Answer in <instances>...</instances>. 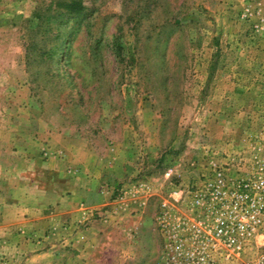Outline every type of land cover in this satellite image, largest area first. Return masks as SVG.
<instances>
[{
	"label": "rangeland",
	"instance_id": "rangeland-1",
	"mask_svg": "<svg viewBox=\"0 0 264 264\" xmlns=\"http://www.w3.org/2000/svg\"><path fill=\"white\" fill-rule=\"evenodd\" d=\"M67 2L0 0V264L38 250L26 241L43 240L44 214L82 230L94 209L69 211L105 196L133 208L130 233L120 221L81 250L66 241L63 259L181 264L190 193L264 161V0H74L84 10L52 20L27 64L30 15Z\"/></svg>",
	"mask_w": 264,
	"mask_h": 264
},
{
	"label": "built area",
	"instance_id": "built-area-1",
	"mask_svg": "<svg viewBox=\"0 0 264 264\" xmlns=\"http://www.w3.org/2000/svg\"><path fill=\"white\" fill-rule=\"evenodd\" d=\"M187 201L196 217L185 220L181 264H264V161L243 177L217 170Z\"/></svg>",
	"mask_w": 264,
	"mask_h": 264
},
{
	"label": "crops",
	"instance_id": "crops-1",
	"mask_svg": "<svg viewBox=\"0 0 264 264\" xmlns=\"http://www.w3.org/2000/svg\"><path fill=\"white\" fill-rule=\"evenodd\" d=\"M89 184L85 185V187L83 186L84 189H88V192L91 191ZM101 192L103 194H108L107 192L101 190ZM109 198H111L109 196ZM109 198H106V196L103 198V200L99 203H93V204H88L86 203V207L83 206V204L80 205V207H76L74 210L69 211L72 215H75V218L77 217V219L83 218L84 214L87 216V211H91L92 209H94V215L96 216V218L90 220L87 224L88 226L85 229L82 230H55L53 231V229H56L55 227L52 226V222H51V218L54 214H52V216L49 215H45L44 214V218L42 217V219L47 222L46 224H48V230L44 229L46 231L45 236H43V240L40 241H36L34 243H30L28 240L26 242H28V245L32 246H37L38 250L34 251V253L30 254L29 258L26 259V261L24 262V264H88V260H81L80 258L82 256L75 255L73 254L72 259L70 257H68L66 260L62 258V256L59 254V247L62 246L61 243H69L66 241H70V246H72L73 248H78L81 250V246L85 243L87 244V239H95V236L97 234L100 233L101 230L109 227L110 225L112 226L113 224H116L120 221H124L126 219L124 218H128V214L133 211V208H130L128 205V202H125L123 200L117 201V200H109ZM127 199V198H126ZM145 203V202H144ZM139 204L141 205V202H139ZM138 204V205H139ZM105 207V208H104ZM104 208V209H103ZM130 208V209H129ZM98 209L102 210V211H98ZM140 214L141 211L143 210L142 207H140ZM24 211H29V213H32V211L30 212V210H27V208L24 209ZM25 212V213H26ZM39 213V212H36ZM63 213V212H61ZM65 213V211H64ZM59 213H55L56 216H58ZM89 214V213H88ZM103 214V215H102ZM101 216V217H100ZM49 220H45V218H48ZM116 218V222H112L113 219ZM28 222V219L24 220ZM30 221V219H29ZM30 223V222H29ZM12 226L16 227V224L14 222H12ZM28 226V224H27ZM119 228L120 226L117 225ZM53 227V229H52ZM121 227H122V232L125 234H129V229L127 228V225L125 224V221L121 223ZM127 228V229H126ZM53 231V232H52ZM65 232V234L68 233V235L66 236L63 232ZM71 231V232H69ZM38 233V232H36ZM64 234L65 238L64 241L60 242V234ZM35 234V233H34ZM34 237V236H33ZM30 240V239H29ZM16 244H14L15 246ZM60 245V246H57ZM69 245V244H68ZM40 247V249H39ZM17 249L19 250V246L17 247Z\"/></svg>",
	"mask_w": 264,
	"mask_h": 264
},
{
	"label": "trees",
	"instance_id": "trees-1",
	"mask_svg": "<svg viewBox=\"0 0 264 264\" xmlns=\"http://www.w3.org/2000/svg\"><path fill=\"white\" fill-rule=\"evenodd\" d=\"M53 1V0H52ZM59 0H56V2ZM53 3V2H52ZM50 4V9L49 7H38L36 9H34L33 13L30 15L31 17L35 18L36 20V24L33 27H28L27 28V36L29 39V43H26V48H25V54L27 56V64H29L31 62L30 60V55L33 52V60L36 57H43V54L46 52L45 50V46L43 47H39L36 45L35 39L38 37L39 34L44 35L47 32H51V28H52V24H50L52 22V20L56 21L58 20L61 16H64L65 14H69V15H77L80 14L83 10H84V6L81 3H75L74 0H69V2L65 3L64 7H65V12H62L63 10L60 11L61 8V3H58L57 6L55 7V11L52 12L53 10V4ZM59 7V8H58ZM180 11V8H177L176 10H172V16L171 18H173L175 15L178 14V12ZM47 12V13H45ZM28 21V20H27ZM179 20L177 18L174 19V22L177 23ZM49 24V25H48ZM59 24L57 23L55 26L57 27ZM34 36V39H31V36ZM30 36V37H29ZM59 50L61 48H58ZM57 49V50H58ZM41 55V56H40ZM47 58L52 61L51 63L53 64H59V61L61 62H65V53L64 52H56V50H52L51 53L49 52L47 54ZM42 59V58H40ZM72 81V80H71Z\"/></svg>",
	"mask_w": 264,
	"mask_h": 264
}]
</instances>
